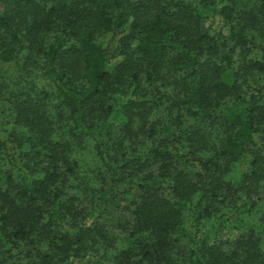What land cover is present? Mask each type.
<instances>
[{
    "label": "trees",
    "instance_id": "trees-1",
    "mask_svg": "<svg viewBox=\"0 0 264 264\" xmlns=\"http://www.w3.org/2000/svg\"><path fill=\"white\" fill-rule=\"evenodd\" d=\"M195 1L0 0V90L24 57L45 84L13 91L12 123L34 129L38 102H59L74 120L64 135L96 140L90 199L127 202L125 246L107 264H264V216L247 215L264 205V0ZM210 15L222 28L203 27ZM120 113L126 129L142 121V147L111 134ZM33 135L0 137V264L30 251L73 264L88 228H64L58 183L81 175L78 161ZM48 217L63 232L43 246L59 227Z\"/></svg>",
    "mask_w": 264,
    "mask_h": 264
},
{
    "label": "rangeland",
    "instance_id": "rangeland-1",
    "mask_svg": "<svg viewBox=\"0 0 264 264\" xmlns=\"http://www.w3.org/2000/svg\"><path fill=\"white\" fill-rule=\"evenodd\" d=\"M196 2L197 0L195 3ZM3 13H5L4 5L0 2V14ZM203 15H209L208 11L203 10ZM210 16L211 17L203 21V27H207L212 22L214 29L218 30L222 28L221 19L216 15ZM4 38L3 31H0V40L2 41ZM29 58L30 62H26L27 59L25 57L20 62L23 71L21 75L18 76L15 73L7 71L4 77V85H6V83L8 85H13L10 86L9 89L5 90V87H2V90H0V137H7L13 133L18 136L21 135V133H33L34 135L29 145L47 146V143H51L55 145L59 151L62 149L67 152V155H71L72 157L70 159H77L78 172L81 175L78 177L67 175L69 178L62 179L58 183L64 191L63 195H61V208L63 209V205H66L69 209V214L64 218L66 222L64 223V228L70 229L71 226L79 223V225L88 228V234L84 239L86 250L80 251L73 264H107L103 261L111 257V255L116 254L125 246L126 229L123 224L128 218L125 209L127 202L125 199L121 198L118 202L111 201L103 206H98L99 200L93 197L90 199L88 196L89 188L94 189V187H98L97 185L103 177L102 173H104V169L96 155V140L91 136H85L82 140L74 141L64 135L66 128L72 126L74 120H72V118L69 119L68 110L59 102L54 103L51 97L43 98V102H38L37 112L39 118L42 120L39 121L37 119L38 123L33 126L34 129L29 128L27 125L23 128L20 124L12 123V113L15 114L14 111L16 109V98L14 97L13 91L17 92V87H23V92L25 90H27L25 92H29L34 82L39 85L38 88L34 86L36 91H40L45 86V84H42L40 81L42 79L40 73L42 69L41 62L31 57ZM124 119H127V116L123 113H120L117 118L113 119L111 134L117 137L119 134L125 133L127 137L126 141H123L125 147H130L131 145H133V147L137 145V148L142 147L144 144L138 142L137 138L139 137V131L143 130L142 121L138 116H133L126 129L123 125ZM122 128L124 130L123 133H121ZM29 145H27V141H24L20 148L29 147ZM234 176L232 172L228 175V178ZM41 177L42 175L35 176V178L38 179H41ZM115 187L121 188L125 190V192L131 194L135 192V188L125 186L121 183ZM91 201L93 204H91ZM247 215L251 221H258L264 216V205H261ZM48 221L52 222L51 225H57L59 227H47L48 230L45 234L47 239L40 243L43 246L46 245L48 241H57L58 239L56 236H59L58 231L63 232L59 221H56L53 217H48ZM61 225H63L62 222ZM207 228H210V226H207L206 229ZM56 243L59 244V242ZM56 262L57 261H54L52 263L55 264ZM57 263L62 264L61 262ZM9 264L49 263L41 262L36 254L30 251L26 257L16 259L13 263ZM185 264L192 263L187 259Z\"/></svg>",
    "mask_w": 264,
    "mask_h": 264
}]
</instances>
